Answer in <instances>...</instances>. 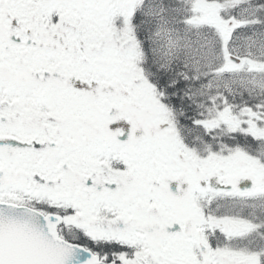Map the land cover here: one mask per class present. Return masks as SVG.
Returning a JSON list of instances; mask_svg holds the SVG:
<instances>
[{"label": "snow or ice", "instance_id": "6c2138e0", "mask_svg": "<svg viewBox=\"0 0 264 264\" xmlns=\"http://www.w3.org/2000/svg\"><path fill=\"white\" fill-rule=\"evenodd\" d=\"M0 264H264V0H0Z\"/></svg>", "mask_w": 264, "mask_h": 264}]
</instances>
